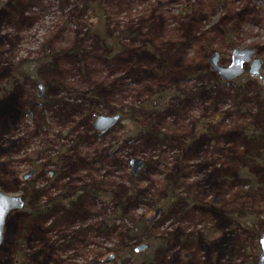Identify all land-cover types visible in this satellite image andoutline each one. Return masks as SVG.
Masks as SVG:
<instances>
[{
  "label": "rangeland",
  "instance_id": "rangeland-1",
  "mask_svg": "<svg viewBox=\"0 0 264 264\" xmlns=\"http://www.w3.org/2000/svg\"><path fill=\"white\" fill-rule=\"evenodd\" d=\"M0 191V264H258L264 0H0Z\"/></svg>",
  "mask_w": 264,
  "mask_h": 264
},
{
  "label": "water",
  "instance_id": "water-1",
  "mask_svg": "<svg viewBox=\"0 0 264 264\" xmlns=\"http://www.w3.org/2000/svg\"><path fill=\"white\" fill-rule=\"evenodd\" d=\"M256 54V50L252 47H246V48H239L234 47L232 54H231V63L228 65H222L220 64V52L215 51L213 55L210 58V62L216 70L220 77L224 80H231L237 77H240L242 74L246 71V64L251 63L249 72L251 75H260L261 67L263 64V60L261 58H254ZM262 77V76H260ZM38 95L42 96L44 84L38 83ZM120 119V114H114V115H106V114H100L96 117L95 120V127L100 129L102 133L107 132L109 129H111ZM130 165L132 168V174L135 176L139 174L140 170L144 166V161L141 158L133 157L130 159ZM36 173V169H30L28 172L23 174V178L25 180L29 179L31 176H33ZM50 173H53L51 171ZM25 206V200L22 195L18 194H11L4 191H0V211H2V215H0V246L4 242L5 238V227L7 224V218L11 212L14 210L21 209ZM163 208L158 207L155 210V214L153 215V219H156L159 214L162 212ZM149 218V220H151ZM260 257L258 260V264H264V230L262 233V236L260 238ZM149 244L144 242L135 247L136 252L144 251L149 248Z\"/></svg>",
  "mask_w": 264,
  "mask_h": 264
},
{
  "label": "trees",
  "instance_id": "trees-1",
  "mask_svg": "<svg viewBox=\"0 0 264 264\" xmlns=\"http://www.w3.org/2000/svg\"><path fill=\"white\" fill-rule=\"evenodd\" d=\"M104 39H105V41H106V45H107V47L109 48L111 45H112V42H111V40H110V37H108V36H105V37H103ZM20 75L22 76V77H26V76H30V73L29 72H25V71H23L22 73H20ZM165 97V95H157L155 98H154V100L152 101H150L149 103H150V105L151 106H153V107H155V106H157L158 104L159 105H161L162 103H163V101H162V99ZM160 107V106H159ZM114 114H117L116 112L114 113ZM123 116H121V120H123ZM170 184H171V182H169ZM170 188H171V186H170ZM174 187H172V189H173ZM169 199H174L175 197L173 196V195H171L170 197H168ZM38 213V212H37ZM36 213V214H37Z\"/></svg>",
  "mask_w": 264,
  "mask_h": 264
},
{
  "label": "flooded vegetation",
  "instance_id": "flooded-vegetation-1",
  "mask_svg": "<svg viewBox=\"0 0 264 264\" xmlns=\"http://www.w3.org/2000/svg\"><path fill=\"white\" fill-rule=\"evenodd\" d=\"M250 66H251V63H250V65H249V69H250ZM249 69H248V70H249ZM245 73H246V71H245ZM249 73H250V72H249ZM242 75H243V74H242ZM260 76H262V75H261V71H260V75H258V77H260ZM261 79H262V77H261ZM54 174H55V172L51 173L52 176H53Z\"/></svg>",
  "mask_w": 264,
  "mask_h": 264
},
{
  "label": "snow or ice",
  "instance_id": "snow-or-ice-1",
  "mask_svg": "<svg viewBox=\"0 0 264 264\" xmlns=\"http://www.w3.org/2000/svg\"><path fill=\"white\" fill-rule=\"evenodd\" d=\"M0 215H2V211H0Z\"/></svg>",
  "mask_w": 264,
  "mask_h": 264
}]
</instances>
